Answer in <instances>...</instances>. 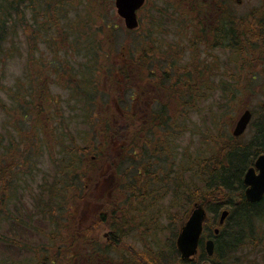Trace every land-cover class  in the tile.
I'll use <instances>...</instances> for the list:
<instances>
[{"label": "rangeland", "instance_id": "1", "mask_svg": "<svg viewBox=\"0 0 264 264\" xmlns=\"http://www.w3.org/2000/svg\"><path fill=\"white\" fill-rule=\"evenodd\" d=\"M211 5L227 11L213 24L188 11ZM4 13L0 264H131L152 251L179 264L171 243L198 200L185 185L216 167L209 155L252 151L264 123V0H146L133 30L114 0H18ZM142 90L150 119L132 130ZM254 158L235 160V174ZM257 232L229 263L264 264Z\"/></svg>", "mask_w": 264, "mask_h": 264}, {"label": "trees", "instance_id": "2", "mask_svg": "<svg viewBox=\"0 0 264 264\" xmlns=\"http://www.w3.org/2000/svg\"><path fill=\"white\" fill-rule=\"evenodd\" d=\"M29 1L32 2L34 0H29ZM17 2L18 0H15L12 3H6L5 0H2V5L0 7V56L2 57L5 55V52L3 46L1 45V42L3 41V33H4L3 31L4 20H2L1 17L5 16L4 13L5 11L15 10L17 7ZM188 11L190 13L192 12L203 13L202 10L200 9V6H197L192 9L189 7ZM203 28L204 27H202V25H199L200 30L202 29L203 31ZM198 34H200L199 31ZM198 37L200 39L201 35H198ZM202 41L206 43V45H207V41H209V37L206 31L203 32ZM122 118L123 117L119 119L122 121ZM123 121L126 122L127 118H125ZM116 132L119 133L120 135L123 134V127L118 126L115 129L114 133ZM251 144L253 146L252 151H250L249 149H246V152L240 151L239 156L238 155L236 156L238 151H236L235 149L226 151L225 153L222 154L221 158L219 157L217 158V161L215 160L216 157L214 156L209 157L210 156L209 155L207 160L212 159L213 160L212 163L215 162L216 167L210 170L205 169L196 172L193 175V181L195 179L193 185L192 183H189V185H185L188 194L191 193L192 196L197 197V199L200 201L201 200L206 201V210L208 211V213L212 215V217L217 215V212L221 207V205H225V204L229 205L227 208L229 213L226 219L224 220L223 224L220 226L217 235L212 234V230L210 229V225L208 223L204 225V230L209 231L210 237H213L214 240L213 255L207 256V254L204 251L203 244H200V248H199L200 251L196 260L186 262L180 260L179 258L177 260L179 264H238V263H233L231 261L230 263L228 262V260H231V255H233V253H235L238 249L242 248L246 243L245 241L251 240V242H253L252 247H255L256 234L258 233L257 231L259 232L264 231L263 228L264 196L260 201L255 203H250L245 200L243 194V190L245 187L242 182L243 173H241L240 171L239 173L235 174L236 166H237L235 164V160L238 163L239 159L244 154L245 157L246 156L250 157L253 155L256 158L258 155L264 153V123L256 132L255 140ZM7 150L11 158L15 160L14 154L11 153L10 145L7 146ZM17 155L18 153L16 151V159H17ZM220 159H223V162L218 165ZM244 161L245 159L243 158L242 162ZM206 164H208V162H206ZM250 164H252V162ZM186 190L184 189L183 193H185ZM234 190H237L238 194L236 195L235 193L233 194L232 192ZM233 200L234 202L232 203ZM262 232L258 238L260 241H264V233ZM171 246L173 247V250L178 256V252L173 242L171 243ZM253 250L257 251L256 249ZM261 250L264 251V249ZM152 252L151 253L143 252L142 255L138 254V257L135 256L136 257V258L134 257L135 259L130 260V263L131 264H169L170 259H168L166 255L163 256L161 253H158L155 254L156 257H154V255H152L153 254ZM74 254L77 255V253ZM144 257H146L147 259ZM125 259H127L126 256ZM140 259H142V263H140ZM244 262L246 261L244 260ZM127 264H129L128 261ZM246 264H248V262H246Z\"/></svg>", "mask_w": 264, "mask_h": 264}, {"label": "water", "instance_id": "3", "mask_svg": "<svg viewBox=\"0 0 264 264\" xmlns=\"http://www.w3.org/2000/svg\"><path fill=\"white\" fill-rule=\"evenodd\" d=\"M145 0H114L116 12L123 19L127 29H134L138 25L137 10L144 4ZM251 113L248 109L239 115L232 134L239 136L249 123ZM244 198L247 202H258L264 195V153L258 155L253 164L246 169L243 175ZM228 215L227 210L220 213L218 223L221 225ZM206 219V212L202 203H194L186 220L181 224L175 239V245L179 252L180 259L192 261L197 255L198 244L202 233L203 223ZM218 233V229H214ZM214 243L212 239L204 242V250L208 256L213 254Z\"/></svg>", "mask_w": 264, "mask_h": 264}, {"label": "flooded vegetation", "instance_id": "4", "mask_svg": "<svg viewBox=\"0 0 264 264\" xmlns=\"http://www.w3.org/2000/svg\"><path fill=\"white\" fill-rule=\"evenodd\" d=\"M202 12L204 14L208 13L210 15H213L212 21H211L212 24L214 23L213 21L215 19L219 20L220 18L224 17V15L227 13V11L225 10V7H222V6L216 7L214 5L204 7ZM205 19L209 20L208 17ZM208 44H209V41H207V45ZM162 78L163 77H161V79ZM146 84H148V82H146ZM151 87H153V85ZM138 88H139V86L138 87H132V89L136 90V91L138 90ZM243 88L245 89L246 93H253L254 92L253 91L254 88H253L252 84L243 85ZM153 92L157 93L158 91L153 90ZM145 94H146V90H142L141 92H139V94L134 92V95H132L130 97L129 109H127L126 111H127V116H128V124L131 126L132 130L135 129V126L137 125V123H140L141 121L146 123L150 119L149 108L151 106H150V102L148 101V96H146ZM160 107H161V105H160ZM214 233H213V235H214Z\"/></svg>", "mask_w": 264, "mask_h": 264}]
</instances>
